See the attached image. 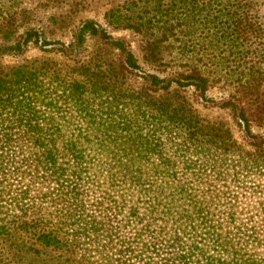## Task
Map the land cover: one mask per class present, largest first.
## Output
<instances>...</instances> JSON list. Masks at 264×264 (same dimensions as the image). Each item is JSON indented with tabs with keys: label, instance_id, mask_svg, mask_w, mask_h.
Returning a JSON list of instances; mask_svg holds the SVG:
<instances>
[{
	"label": "trees",
	"instance_id": "trees-1",
	"mask_svg": "<svg viewBox=\"0 0 264 264\" xmlns=\"http://www.w3.org/2000/svg\"><path fill=\"white\" fill-rule=\"evenodd\" d=\"M27 2L0 0V264H264V0Z\"/></svg>",
	"mask_w": 264,
	"mask_h": 264
},
{
	"label": "rangeland",
	"instance_id": "rangeland-1",
	"mask_svg": "<svg viewBox=\"0 0 264 264\" xmlns=\"http://www.w3.org/2000/svg\"><path fill=\"white\" fill-rule=\"evenodd\" d=\"M26 6H28L30 9H37L36 12L39 15H42L44 13L47 14V12L50 8V0H28ZM89 17H90V19H95V20L99 21V23L102 24L101 16L99 14L93 13ZM111 34L113 37H116V38H125L130 43L131 48H132L133 52L135 53V55L138 58H141V50H140V44H139L140 39L138 37H136L135 35H133L130 32L116 33V32L111 31ZM35 57H42V54L40 53V51L37 48H33L32 46H30V48L27 49V52L24 55H21L20 57H18V58H12V57L6 58V63L9 65H14L18 61L33 59Z\"/></svg>",
	"mask_w": 264,
	"mask_h": 264
}]
</instances>
